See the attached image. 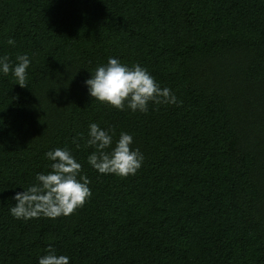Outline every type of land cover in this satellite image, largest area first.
<instances>
[{"label":"trees","instance_id":"16d2710c","mask_svg":"<svg viewBox=\"0 0 264 264\" xmlns=\"http://www.w3.org/2000/svg\"><path fill=\"white\" fill-rule=\"evenodd\" d=\"M24 53L27 86L0 74V264H38L48 245L71 264H264V0H0V55ZM110 56L180 103L94 100L84 81ZM91 122L133 134L135 175L88 164ZM64 146L91 198L14 218L12 197Z\"/></svg>","mask_w":264,"mask_h":264},{"label":"clouds","instance_id":"9594fccd","mask_svg":"<svg viewBox=\"0 0 264 264\" xmlns=\"http://www.w3.org/2000/svg\"><path fill=\"white\" fill-rule=\"evenodd\" d=\"M9 45L15 41L9 39ZM32 61L27 53L17 55L15 62L7 55H0V74L9 73L16 83L27 86L28 69ZM85 79L88 94L101 103L121 111L147 113L149 104H178L177 96L169 87H162L147 67L140 63L129 65L119 57L110 56L106 63L98 64ZM114 128H104L97 122L88 125L85 146L93 151L87 156L88 164L99 174L121 177L135 175L143 166L145 157L134 146V136L121 131L115 139ZM76 147L80 145L77 143ZM51 161L47 172H37L34 182L12 197L16 202L9 209L16 219L29 220L41 216L56 219L69 216L82 208L91 198V180L84 174L83 165L67 146L50 149L45 153ZM38 264H71V257L59 254L48 245Z\"/></svg>","mask_w":264,"mask_h":264}]
</instances>
